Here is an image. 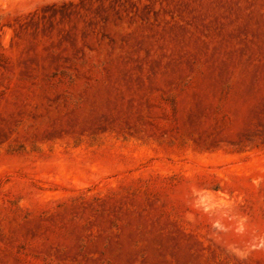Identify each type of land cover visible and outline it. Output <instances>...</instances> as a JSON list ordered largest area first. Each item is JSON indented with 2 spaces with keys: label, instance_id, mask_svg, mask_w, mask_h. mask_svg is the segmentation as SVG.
Returning <instances> with one entry per match:
<instances>
[{
  "label": "rangeland",
  "instance_id": "obj_1",
  "mask_svg": "<svg viewBox=\"0 0 264 264\" xmlns=\"http://www.w3.org/2000/svg\"><path fill=\"white\" fill-rule=\"evenodd\" d=\"M0 264H264V0H0Z\"/></svg>",
  "mask_w": 264,
  "mask_h": 264
}]
</instances>
